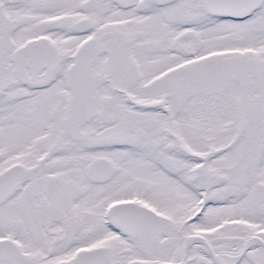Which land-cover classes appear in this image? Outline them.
Here are the masks:
<instances>
[{
  "label": "snow or ice",
  "instance_id": "6c2138e0",
  "mask_svg": "<svg viewBox=\"0 0 264 264\" xmlns=\"http://www.w3.org/2000/svg\"><path fill=\"white\" fill-rule=\"evenodd\" d=\"M0 264H264V0H0Z\"/></svg>",
  "mask_w": 264,
  "mask_h": 264
}]
</instances>
